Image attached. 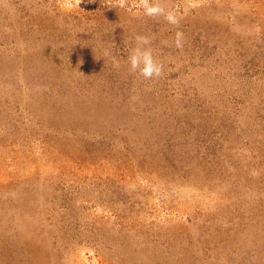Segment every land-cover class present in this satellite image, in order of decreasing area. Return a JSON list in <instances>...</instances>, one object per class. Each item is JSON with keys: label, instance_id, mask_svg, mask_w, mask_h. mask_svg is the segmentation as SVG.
I'll use <instances>...</instances> for the list:
<instances>
[{"label": "rangeland", "instance_id": "rangeland-1", "mask_svg": "<svg viewBox=\"0 0 264 264\" xmlns=\"http://www.w3.org/2000/svg\"><path fill=\"white\" fill-rule=\"evenodd\" d=\"M160 3L0 0V264H264V0Z\"/></svg>", "mask_w": 264, "mask_h": 264}, {"label": "clouds", "instance_id": "clouds-1", "mask_svg": "<svg viewBox=\"0 0 264 264\" xmlns=\"http://www.w3.org/2000/svg\"><path fill=\"white\" fill-rule=\"evenodd\" d=\"M82 0H77L81 3ZM125 0H119L121 6L124 5ZM144 14L149 17H160L172 25L179 24V18L171 10H166L160 3V0H141ZM184 34L181 31L175 33V46L177 48L183 47ZM151 37L147 35H137L135 37V46L130 50L128 56L129 70L133 73H139L146 80L158 79L163 74V65L153 55L151 47ZM109 55V53H105ZM113 66L120 67L119 61L113 57Z\"/></svg>", "mask_w": 264, "mask_h": 264}]
</instances>
